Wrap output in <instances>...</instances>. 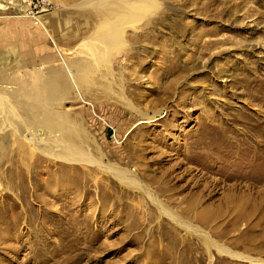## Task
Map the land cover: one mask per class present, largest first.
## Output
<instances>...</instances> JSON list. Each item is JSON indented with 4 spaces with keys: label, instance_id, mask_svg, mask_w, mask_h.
<instances>
[{
    "label": "rangeland",
    "instance_id": "obj_1",
    "mask_svg": "<svg viewBox=\"0 0 264 264\" xmlns=\"http://www.w3.org/2000/svg\"><path fill=\"white\" fill-rule=\"evenodd\" d=\"M85 1L13 2L22 11L0 18V50L16 47L0 53V83L44 78L59 52L86 63L67 94L42 88L39 99L159 204L95 164L37 149L16 162L14 144L0 159V264H262L205 248L159 207L264 261V0H167L132 18L133 49L114 48L107 65L90 62Z\"/></svg>",
    "mask_w": 264,
    "mask_h": 264
},
{
    "label": "bare ground",
    "instance_id": "obj_2",
    "mask_svg": "<svg viewBox=\"0 0 264 264\" xmlns=\"http://www.w3.org/2000/svg\"><path fill=\"white\" fill-rule=\"evenodd\" d=\"M88 1H90V15L95 19L94 29L90 34V42H93L94 45V49L90 50V57L92 58H90V62L92 60L103 62L105 59L106 65L109 58L115 57L114 48H120L117 51V55L120 57L128 56L129 51L133 49V44L126 38L127 27H129L132 18L142 15L148 9L153 10L154 14H161L168 10V6L164 4L167 0H87L84 3L86 4ZM25 2H29V0H25ZM151 15L153 14L149 16ZM145 16L144 18H146ZM161 32L164 31L161 30ZM144 36H147V33L136 35V38L139 39ZM59 57L60 67L48 71L42 79L37 74L34 75L35 78L31 79V82L22 81L20 84L13 81V83H0V159L9 149L12 150L10 146L16 144L17 154L19 155L16 162L20 158H27L32 155L34 150L37 149L41 153L54 158L95 164L100 166L103 171L109 172L121 184L137 188L142 193V197H148L150 202L158 203L159 200L139 182L133 172L115 163L102 164L96 160L97 158L92 157V154H89L83 148V144L79 142V139L77 141L74 139V132L72 134L66 127L65 132L63 131L64 127L61 126L58 117L56 118L55 111L50 105L39 99L42 88L47 90L48 96L52 99L54 97L59 98L61 94H67L71 86L76 87L75 84L79 82L80 76L88 72L86 63L66 61L67 59L65 60L61 52H59ZM97 58L100 61H97ZM94 61L93 63H95ZM91 74L92 71L90 70V78ZM120 91H123L122 88ZM32 95L37 97L39 95V97H32ZM126 105L134 109L129 101H126ZM142 115L144 118H149L144 114ZM10 172L11 176L20 175L21 173L16 167L11 168ZM243 202L245 204L246 200H243ZM153 203L151 204L153 205ZM159 209L160 214L169 215L170 219L174 221L172 222L179 224L186 232L199 236L205 248L209 249L213 245L218 253L226 254L233 259L264 264V261L259 258L253 259L248 255L232 251L226 246L212 243L199 227L181 221L179 217L168 212L169 210L162 205Z\"/></svg>",
    "mask_w": 264,
    "mask_h": 264
},
{
    "label": "crops",
    "instance_id": "obj_3",
    "mask_svg": "<svg viewBox=\"0 0 264 264\" xmlns=\"http://www.w3.org/2000/svg\"><path fill=\"white\" fill-rule=\"evenodd\" d=\"M15 2V1H14ZM22 11V8L19 7L18 5H16L15 3L11 2V4H0V18H4V17H9V16H15V14H19ZM14 25H23V23H14V21L12 22ZM3 31H5L4 29L0 30V33H3ZM7 32V31H5ZM8 47V48H6ZM5 48L2 47V49L0 50V53L5 54V50L8 49L10 50L11 48L14 49L16 47L9 46L7 45Z\"/></svg>",
    "mask_w": 264,
    "mask_h": 264
},
{
    "label": "built area",
    "instance_id": "obj_4",
    "mask_svg": "<svg viewBox=\"0 0 264 264\" xmlns=\"http://www.w3.org/2000/svg\"><path fill=\"white\" fill-rule=\"evenodd\" d=\"M14 1H21V2H25V0H0V4H11V2Z\"/></svg>",
    "mask_w": 264,
    "mask_h": 264
}]
</instances>
